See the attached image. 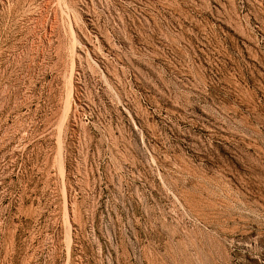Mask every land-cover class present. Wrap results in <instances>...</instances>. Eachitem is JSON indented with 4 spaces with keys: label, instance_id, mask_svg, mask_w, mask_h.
<instances>
[{
    "label": "rangeland",
    "instance_id": "rangeland-1",
    "mask_svg": "<svg viewBox=\"0 0 264 264\" xmlns=\"http://www.w3.org/2000/svg\"><path fill=\"white\" fill-rule=\"evenodd\" d=\"M0 264H264V0H0Z\"/></svg>",
    "mask_w": 264,
    "mask_h": 264
}]
</instances>
